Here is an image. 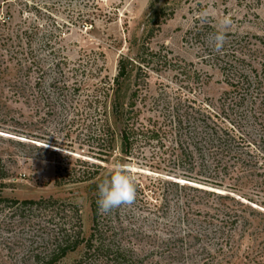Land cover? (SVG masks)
I'll return each instance as SVG.
<instances>
[{"label": "rangeland", "instance_id": "1", "mask_svg": "<svg viewBox=\"0 0 264 264\" xmlns=\"http://www.w3.org/2000/svg\"><path fill=\"white\" fill-rule=\"evenodd\" d=\"M36 2L38 7L33 8L27 0H0V34L14 38L24 26L39 27L33 45L44 62L42 70L30 69L28 64L25 68L8 62L9 54L0 50V178L6 177L0 180V190L4 198H53L74 204L82 236L89 238L92 184L74 182L89 170L84 163L104 168L97 181L109 178L116 167L123 169L140 184L142 193L136 194L133 204L112 210L101 222L108 241L127 252L118 262L95 259L88 264H187L199 258L201 249L215 244L209 240L213 228L206 214L217 218L218 204L226 201L221 197L241 202L243 206L229 203L226 207L246 212L255 219V226L264 227L263 162L246 173L243 184L235 174L224 181L223 189L203 186L214 194L180 193L171 185L185 182L176 178L173 169L180 136L175 123L182 102L189 98L215 103L228 91L212 58L214 35L228 17L232 23L226 41L257 43L264 57V0ZM204 12L207 17L202 16ZM145 53L157 54V59L137 71L136 59H145ZM122 58L130 61L133 71L118 97L126 109L131 94L138 90L140 123L155 127L164 147L148 141L126 157L118 142L107 162H101L100 157L106 156L98 154L97 136L103 114L110 113L115 99L113 80ZM55 63L62 64L65 78L61 71H54ZM63 178L69 183L57 186L56 181ZM184 213L187 217L181 221ZM66 216L60 214L51 223L44 212L0 206V264H34L30 258L51 246L48 238L60 229L56 224L68 221ZM200 233H207L202 241L197 239ZM243 233L239 229L236 236ZM257 239L254 246L260 243L262 248L257 257L264 259V232ZM243 246H250L249 241L245 239ZM84 251L81 246L58 264H76Z\"/></svg>", "mask_w": 264, "mask_h": 264}, {"label": "trees", "instance_id": "2", "mask_svg": "<svg viewBox=\"0 0 264 264\" xmlns=\"http://www.w3.org/2000/svg\"><path fill=\"white\" fill-rule=\"evenodd\" d=\"M30 3L33 4V8L38 7L39 4L36 0L31 2L27 0V6ZM53 6L55 7V3ZM36 16L39 17V15ZM24 27L18 30L14 38L0 34V50L9 54L8 62L15 61L16 65L25 68L28 64L30 69L37 67L42 70L41 65L44 62L36 54L37 51L33 45L40 29L37 26L32 29L27 26L24 29ZM45 38V41L40 43L43 47L46 46L48 36L45 35ZM145 56V59H136L137 71L142 72L144 65L157 59V54L145 53ZM212 56L224 77L228 91L215 103L210 101L197 103L189 98H186L184 103L182 102L183 106L180 108L182 113L177 115L175 123V129L180 130V136L176 141V152L179 153L173 161V169L176 178L182 177L189 185L185 182L183 184L177 181L171 182V185L180 189V193L214 194L204 191V187L223 189L224 181L230 180L235 174L238 175L239 181L244 178V181H247L246 173L253 166L264 163V57H262L260 46L251 41H225L223 49L220 52L214 49ZM1 58L2 54H0V61ZM130 64V61L124 58L118 63V73L113 80L114 89L112 90L115 99L110 113L106 111L103 114L104 119L97 136L98 154L106 156L105 159L100 157L101 162H107V157L114 151L118 142L122 154L126 157L132 155L137 145L148 141H157L161 147H164L159 131L155 127L147 128L140 123L141 114L137 109L138 90L131 94L126 109H124L125 104L118 97L123 83L129 79L133 71ZM53 67L54 71L56 69L61 71L60 76L65 78L61 63H55ZM137 84L136 81L135 87ZM104 98L107 99L108 95ZM84 164H87L85 166H88L89 170L84 171V178L74 183L92 184L93 226L89 238L82 236L81 217L76 205L66 204L67 202L53 198H42L38 201L8 199L3 197V190H0V206L2 207L18 212L41 211L46 214V218L50 217L48 220L51 223L60 214H67L65 220L68 221L56 224V228L60 226V229L55 236L51 235L48 238L51 246L46 248L44 253L30 258L34 264H58L81 246H84V255L76 264H83V261L88 264L95 259L96 262H108V260L118 262L124 258L127 251L108 241L107 232L103 229L101 221L109 213L100 214L98 212V186L108 179L102 178L97 181L104 168L94 163ZM5 178L1 177L0 180ZM68 183L69 181L66 182L65 178L56 181L57 186H64ZM134 184L136 194L142 193L140 184L135 181ZM221 199L226 201L218 204L217 218L206 214L208 223L213 228V236L208 239L215 241V244L201 249L199 258H191L187 264H246L247 261L248 264H264L262 256L257 257L262 251L260 243L254 246L257 238L263 234L264 227L255 226V219L248 217L246 212L241 213L237 209L226 207L229 203L243 206L241 202L223 197ZM183 215L181 221L187 217L185 213ZM239 229H244V233L238 238L236 233ZM206 236L207 233H200L197 239L202 241V238ZM190 238L194 240L196 237ZM245 239L249 241L250 246L243 249ZM49 243L45 244L48 246Z\"/></svg>", "mask_w": 264, "mask_h": 264}, {"label": "clouds", "instance_id": "3", "mask_svg": "<svg viewBox=\"0 0 264 264\" xmlns=\"http://www.w3.org/2000/svg\"><path fill=\"white\" fill-rule=\"evenodd\" d=\"M208 13H202L207 17ZM231 19L225 17L220 28L213 37L214 49L220 52L226 41V31L231 26ZM97 207L100 214H108L124 205H131L136 198V188L133 179L123 169L116 167L109 178L98 186Z\"/></svg>", "mask_w": 264, "mask_h": 264}]
</instances>
